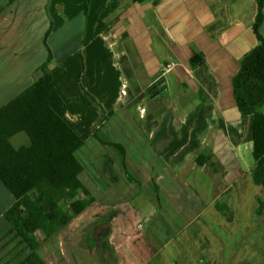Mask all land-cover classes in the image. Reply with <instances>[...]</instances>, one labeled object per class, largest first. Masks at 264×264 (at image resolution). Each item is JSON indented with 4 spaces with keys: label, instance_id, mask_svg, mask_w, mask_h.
I'll return each mask as SVG.
<instances>
[{
    "label": "crops",
    "instance_id": "1",
    "mask_svg": "<svg viewBox=\"0 0 264 264\" xmlns=\"http://www.w3.org/2000/svg\"><path fill=\"white\" fill-rule=\"evenodd\" d=\"M256 12L255 0H0V107L38 78L48 58L50 106L83 141L91 139L92 146L104 150L91 165L113 186L120 182L119 199L139 202L90 216L94 220L75 233L86 231L107 245L97 246L91 238L87 247L75 245L71 264L80 259L82 264H105L106 259L150 264L157 243L149 237L138 247L136 241L145 231L156 232L158 223L169 230L174 214L188 225L212 218L213 209L233 221L229 191L244 177L251 179L254 159L251 119L236 106L232 77L242 57L258 44ZM259 32L264 38V1ZM195 53L203 62L190 67ZM116 114L120 123L132 124L124 128L121 141L109 136L108 123ZM99 139L119 143L124 158ZM128 171L136 177H128ZM79 180L92 203L103 198L93 193L96 184L90 176L89 185ZM185 188L192 200L184 204L195 205L193 210L181 204L172 213L175 191L180 195ZM4 189L0 264H50L46 254L53 245L61 264H68L57 238L61 230L47 227L44 220L35 232L39 257L21 260L25 251L3 219L13 202ZM20 200L41 220L28 195ZM144 247L152 253H143Z\"/></svg>",
    "mask_w": 264,
    "mask_h": 264
},
{
    "label": "trees",
    "instance_id": "2",
    "mask_svg": "<svg viewBox=\"0 0 264 264\" xmlns=\"http://www.w3.org/2000/svg\"><path fill=\"white\" fill-rule=\"evenodd\" d=\"M255 1L253 30L258 44L242 57L232 77V86L238 110L243 117L251 119L254 165L250 176L264 189V112L259 110L264 105V38L259 32L264 0ZM202 62L200 53L189 59L190 67ZM47 63L48 58L40 65V75L30 86L0 107V183L13 197L3 219L14 229L17 243L25 251L22 261L32 255L39 257L35 232L43 226L41 220L47 227L61 230L94 200L78 178L83 165L75 151L84 141L49 104L52 77ZM18 132L27 135L28 143L15 147L10 137ZM99 140L114 146L124 158L119 143ZM78 192L83 194L82 198H75ZM24 195L37 207L40 221L22 205L20 199ZM66 197L70 201L68 209H63L61 202ZM263 207L264 202L259 200L258 215ZM101 245L106 247V241H101Z\"/></svg>",
    "mask_w": 264,
    "mask_h": 264
},
{
    "label": "rangeland",
    "instance_id": "3",
    "mask_svg": "<svg viewBox=\"0 0 264 264\" xmlns=\"http://www.w3.org/2000/svg\"><path fill=\"white\" fill-rule=\"evenodd\" d=\"M259 110L264 112V105L259 107ZM118 115L116 114V118H112L108 123V126L112 129L111 135H109L110 139L115 141H121V134L124 132V128L129 127L128 130H130L132 126L130 122L120 123ZM10 141L14 146L18 147L26 144L28 137L24 132H18L10 138ZM92 144H94L93 140H84V144L75 151L76 157L83 165L79 178L85 185H89L87 175L90 176L96 184L93 193L100 192L103 198H100L99 202L91 203L87 206L75 223L74 221L70 222L57 235V238L62 241L61 249L65 257L64 260L68 264H71V256L73 254L71 248H74L75 245L82 243L84 247H87L91 238L97 242V246H100L99 243L102 240L97 239V236L87 234L86 231L79 234L75 233L76 229L79 231L85 230V227L94 220L90 219V216L95 213H103V211L105 213H110L111 210V213L114 210L119 212L121 209L126 210L139 203L138 201H130V198L119 199L118 194H120V189H122L120 182L118 186H113L110 180L104 179L103 172L94 171L91 162L92 160H101L104 150L98 149ZM106 153L108 156L112 154L109 150ZM127 174L128 177H136L134 172L128 171ZM3 188L0 184V189ZM263 192L264 190L261 186L254 184L250 177L246 176L229 191L232 200L227 205L229 215L233 217L232 222L225 217L226 215L221 217L218 213L215 214L213 209L209 210L213 214L212 218L203 216L188 225L184 218L178 217V219H175L174 214L173 216L170 215L169 230L163 229L161 223H158L157 228L159 229L151 234L145 231V237L142 240L138 239L136 245L138 247L141 244L145 245V239L149 240V237L153 242L157 243L156 247L158 249L153 251L154 256L150 264H264V207L262 215L259 216L256 213L259 200L264 202ZM82 197L83 194L81 192L75 195V198ZM97 197L99 196L97 195ZM224 197L223 200H226ZM188 199L187 188L184 189V192L181 191L180 195L178 191H175L173 203L170 207L171 212L179 211L178 208L182 207L181 204H183V207L193 210L195 205L184 204V201L191 203L192 199ZM69 201V197L62 200L61 206L63 209H68ZM38 220L40 221V218ZM40 223L43 224V221L41 220ZM47 242L49 245L52 243L51 240ZM53 248L55 250L57 246L53 245ZM147 249L149 247H144L142 249L143 253H152ZM54 250L50 249L48 251V254H46L47 260L50 264H61V258L57 257ZM80 261V264H82V259ZM106 262L108 263L105 264H112L111 259H106Z\"/></svg>",
    "mask_w": 264,
    "mask_h": 264
}]
</instances>
